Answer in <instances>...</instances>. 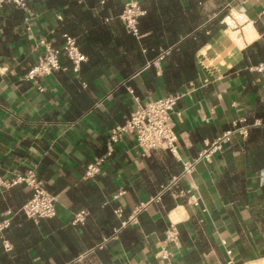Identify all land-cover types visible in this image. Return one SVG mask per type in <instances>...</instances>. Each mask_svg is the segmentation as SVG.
Returning a JSON list of instances; mask_svg holds the SVG:
<instances>
[{
	"label": "crops",
	"instance_id": "1",
	"mask_svg": "<svg viewBox=\"0 0 264 264\" xmlns=\"http://www.w3.org/2000/svg\"><path fill=\"white\" fill-rule=\"evenodd\" d=\"M125 1L76 0L78 6L65 16L44 0H28L35 13L31 31L24 29L21 9L11 3L0 7V175L34 167L56 199L54 217L33 221L21 211L27 188H0V219H10L0 233V264H159L156 253L170 222L179 243L169 245L168 264H259L264 72L252 67L264 63V0L235 3L228 15L233 0H174L187 18L195 14L193 31L204 28L209 35L193 56L196 79L180 85L183 96L172 113L177 152L144 154L134 137L124 134L102 170L85 178L87 163L104 153L108 130L136 107L135 97L169 94L162 67L146 65V48L123 44L118 14ZM136 1L145 13L153 8L161 13L159 4L164 6L163 0ZM65 20L73 24L68 33L61 31ZM63 34L75 37L86 57L78 69L62 57L59 70L27 78L42 51L37 39L58 44ZM155 35L166 43L173 38L163 27ZM239 118L255 123L246 137L234 135L209 161H198L177 179L182 162L194 159ZM79 211H87L84 221L72 224ZM89 249L92 253L73 262Z\"/></svg>",
	"mask_w": 264,
	"mask_h": 264
},
{
	"label": "built area",
	"instance_id": "2",
	"mask_svg": "<svg viewBox=\"0 0 264 264\" xmlns=\"http://www.w3.org/2000/svg\"><path fill=\"white\" fill-rule=\"evenodd\" d=\"M245 1L246 0H233V3L227 4V8L231 11L235 3L242 5ZM4 3H11L24 12V29L31 31L35 13L29 6L28 0H0V7ZM239 8H241V6ZM241 10L243 9L241 8ZM144 14L145 11L141 8L138 1L127 0L124 2L118 14V18L122 22L127 33L139 38V20ZM56 18L57 20L61 19L60 13H57ZM36 43L42 51L37 63L27 72L26 76L29 79L47 76L59 70L61 68L60 59L62 57L70 62L74 70H77L79 64L86 58L85 55L80 52L75 37L68 34H63L62 41L58 44H54L52 40L46 37L38 38ZM168 53L169 49H161L153 59L146 63V65L159 71ZM252 69L257 72H264V63L254 65ZM38 89L41 90L39 86ZM182 96L183 92L179 90L156 99H148L145 101H141L135 97L136 107L121 123L108 130L104 153L95 156L92 161L87 163L84 177L93 178L102 170L103 165L113 157L115 146L124 134H131L134 137L136 145L144 154H148L155 149H163L171 154H176L178 140L174 131L172 113L177 101ZM177 115L179 116V113H177ZM254 125L255 123H244L241 118L233 121L229 129L221 133L213 141L206 143L194 159L182 162L181 173L177 179L189 173L198 161H209L212 154L221 150L223 144L228 142L234 135L237 134L243 138L246 137L248 130ZM15 185H22L28 190V198L21 206V211L25 217L33 221H38L40 219H49L55 216V195L47 190L45 183L38 177L34 167H29L22 171H13L12 175L8 178H4L0 175V188L8 190ZM190 199L191 203L194 205L197 204L194 196H189V200ZM121 211L120 207L114 209V213L117 216L121 215ZM86 215L87 211H79L74 215L72 224L82 223ZM124 224L123 222L122 225ZM9 225V218L0 219V233ZM178 243V230L175 224L170 222L164 231L162 240L159 242V250L156 253V256L159 257V264H168L167 262L170 255L169 245H178ZM4 244L5 247H9L6 242H4ZM92 251L93 249H89L81 255H78L73 262L81 260L83 257L92 253ZM227 253L229 254L230 251L227 250Z\"/></svg>",
	"mask_w": 264,
	"mask_h": 264
},
{
	"label": "trees",
	"instance_id": "3",
	"mask_svg": "<svg viewBox=\"0 0 264 264\" xmlns=\"http://www.w3.org/2000/svg\"><path fill=\"white\" fill-rule=\"evenodd\" d=\"M49 6L53 7L55 11H60L65 14L68 11H74V6H78L76 0H44ZM162 6L159 4L161 13L156 11L157 8L147 10L145 15L139 21L138 30L139 34L145 31H151L146 37H141L138 40L127 33L122 28L124 39V46L128 49H134L135 47H143L147 50V62L153 59L161 49H169L168 61L162 62V82L164 88L169 92H176L180 89V85L188 83L196 79V68L193 63V56L198 48L207 41L209 35L205 33L204 28L199 33L198 30H194L196 26L195 14L192 12L187 18L182 14L180 6H177L174 0H163ZM224 14H221L219 18H222ZM191 18L193 22L187 23L185 19ZM165 22L164 26H161V21ZM66 26V27H65ZM69 27V28H68ZM163 27L173 37L167 40V43L156 37L157 31ZM192 27V28H191ZM72 31V21L69 23L65 20V25L61 28L62 32ZM212 31V29H211ZM187 33L185 37V33ZM192 32V33H190ZM178 33V34H176ZM190 33V34H189ZM180 35V36H179ZM182 36L183 39L180 37ZM257 45V44H256ZM161 48V49H160ZM261 50L257 49V54H260ZM133 93L140 97V94L133 88Z\"/></svg>",
	"mask_w": 264,
	"mask_h": 264
},
{
	"label": "bare ground",
	"instance_id": "4",
	"mask_svg": "<svg viewBox=\"0 0 264 264\" xmlns=\"http://www.w3.org/2000/svg\"><path fill=\"white\" fill-rule=\"evenodd\" d=\"M237 17V19L239 20V21H241V18L240 17H238V16H236ZM226 21L228 22V23H230V19L229 18H226ZM226 22V23H227ZM250 31V30H249ZM252 32V31H251ZM248 33V32H247ZM246 34V33H245ZM251 34V33H250ZM249 35V34H248ZM252 35V34H251ZM252 37V36H251ZM236 40V39H235ZM248 40H249V37H248ZM261 264H264V260H262V262H261Z\"/></svg>",
	"mask_w": 264,
	"mask_h": 264
},
{
	"label": "rangeland",
	"instance_id": "5",
	"mask_svg": "<svg viewBox=\"0 0 264 264\" xmlns=\"http://www.w3.org/2000/svg\"><path fill=\"white\" fill-rule=\"evenodd\" d=\"M229 13H230V11L227 9L226 14L228 15ZM234 16H235V14H234ZM231 25H233V23H231ZM259 264H261V262H259Z\"/></svg>",
	"mask_w": 264,
	"mask_h": 264
}]
</instances>
